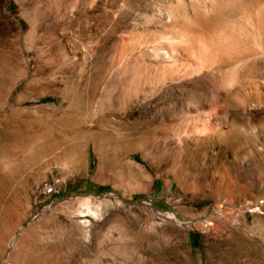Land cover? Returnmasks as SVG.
Wrapping results in <instances>:
<instances>
[{
	"label": "rangeland",
	"instance_id": "rangeland-1",
	"mask_svg": "<svg viewBox=\"0 0 264 264\" xmlns=\"http://www.w3.org/2000/svg\"><path fill=\"white\" fill-rule=\"evenodd\" d=\"M167 1L0 0V264H264V105L184 121Z\"/></svg>",
	"mask_w": 264,
	"mask_h": 264
},
{
	"label": "bare ground",
	"instance_id": "bare-ground-1",
	"mask_svg": "<svg viewBox=\"0 0 264 264\" xmlns=\"http://www.w3.org/2000/svg\"><path fill=\"white\" fill-rule=\"evenodd\" d=\"M174 1L183 19L173 20L167 1L168 21L152 31V38L136 37L135 44H163L158 57L166 84L213 82L223 89L185 94L184 121L197 130L218 129L231 123L222 100L254 99L264 105V78L256 70V64L264 65V0Z\"/></svg>",
	"mask_w": 264,
	"mask_h": 264
},
{
	"label": "built area",
	"instance_id": "built-area-1",
	"mask_svg": "<svg viewBox=\"0 0 264 264\" xmlns=\"http://www.w3.org/2000/svg\"><path fill=\"white\" fill-rule=\"evenodd\" d=\"M41 191H42L43 194H49V193L52 192V187L47 185V184H45V185L42 186V190Z\"/></svg>",
	"mask_w": 264,
	"mask_h": 264
}]
</instances>
